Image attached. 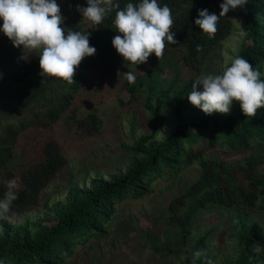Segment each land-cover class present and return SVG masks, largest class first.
<instances>
[{
    "label": "trees",
    "instance_id": "trees-1",
    "mask_svg": "<svg viewBox=\"0 0 264 264\" xmlns=\"http://www.w3.org/2000/svg\"><path fill=\"white\" fill-rule=\"evenodd\" d=\"M115 2L124 8L127 3L138 4L141 0ZM157 2L161 6L167 5L172 11L174 25L171 30L175 32L177 43L168 45L182 46L185 49L183 64L199 76L214 49L232 33L234 27L227 15L221 17L218 31L210 38L200 31L195 20L202 9L219 16L223 0ZM247 2L238 13L246 36L237 56L248 60L264 80V0ZM114 19L115 10L100 25L92 24L87 29L72 28L88 33L90 46L96 49L93 56L86 57L78 66L74 83L60 82L55 78L43 82L39 62L26 71L4 75L0 80V112H9L20 103L32 106L28 118L7 121L0 128V199L7 191L5 180L13 175L11 163L19 158L17 146L20 138L27 131H32L27 150L28 162L18 168L20 186L15 190L17 199L12 202L7 217L0 218V264H65L80 247L108 235V224L117 214L119 204L129 199H143L152 193L154 181L176 177L185 167L195 163L199 165L200 177L169 207L180 221L181 244L176 251H158L179 254L180 264H207L208 260L214 264L208 234L198 237L194 244L188 243L191 222L197 214L202 210L217 209L260 212L263 215L260 224L246 222L243 218L237 222L232 237L237 240L238 255L230 257L224 264H264V175L258 170V166L264 164V108L258 109L254 117H246L239 102L235 113L229 116L216 112L206 115L197 107H186L189 102L187 96L196 77L174 92L176 125L168 138L157 140L164 122L161 97L174 90L177 76L166 90H158L160 97L155 105L151 103L150 96L146 99L151 114V131L133 145H123L130 155L124 169L108 178H94L83 189L70 188L65 202L53 206L45 204L46 211L38 221L18 223L27 212L39 206L45 189L68 164L52 131L71 109L90 74L115 50L112 40L119 33ZM2 24L3 21L0 27ZM2 34L0 31V38ZM198 46L200 51H197ZM151 65V74L157 75L154 83L158 84L162 65L156 57L152 58ZM144 82L138 76L135 83L127 81L124 84L123 88L131 94L132 101L141 97ZM152 93L154 90L151 88ZM68 120L84 137L101 131L102 121L95 110L83 118L72 114ZM219 147L235 152L251 150V153L235 161L208 156ZM261 147L263 150L259 151ZM253 244H260L261 251L255 252ZM197 251L205 255L194 258Z\"/></svg>",
    "mask_w": 264,
    "mask_h": 264
},
{
    "label": "rangeland",
    "instance_id": "rangeland-1",
    "mask_svg": "<svg viewBox=\"0 0 264 264\" xmlns=\"http://www.w3.org/2000/svg\"><path fill=\"white\" fill-rule=\"evenodd\" d=\"M56 2L60 6L61 15L65 17L64 27L68 29L74 26L81 29L91 27L92 24L83 19L81 13L77 11L78 5L87 7L86 0H56ZM238 13L239 7L227 13V17L233 22V31L214 49L199 76L183 64L185 49L178 45L167 44L164 55L159 58L163 71L158 84L154 83L156 82L154 77L157 75L151 74V60L155 57L154 54L145 64L137 66L125 62L116 50L103 59L90 74L86 86L76 96L71 109L52 131L68 160L67 166L45 189L39 206L27 212L18 223L22 224L26 220L38 221L46 211L45 204L53 206L58 202H65L70 188L83 189L85 186L88 187L94 178H108L109 175L124 169L129 163L130 155L123 149V145L131 146L151 131V114L146 99L150 96L151 103L155 105L157 98L160 97L158 90H166L177 76L174 90L168 96L161 97L164 122L157 140L163 141L168 138L176 125L173 100L175 90L180 89L192 77L198 79L205 74L219 73L238 55L246 36L243 20ZM2 35L0 80L4 75L26 71L39 62V53H34L27 61L21 59L23 49L15 48L4 33ZM128 71L145 81L138 101H132L131 94L123 88L127 82L124 74ZM198 87L202 91V86ZM151 88L154 90L152 94H150ZM237 105L238 102L233 101L230 112L225 116L233 115ZM189 106L192 105L187 102L186 107ZM31 109L32 106L20 103L9 109V112H0V128L7 121L28 118ZM93 110L102 121L101 131L94 136L84 137L76 125L68 120V116L75 114L76 117L83 118ZM31 132V130L27 131L20 138L17 146L19 158L11 163L12 178L5 180L7 183L15 180L17 188L20 186L18 168L28 162L27 150ZM261 150L262 147L259 151ZM250 151L235 152L219 147L211 151L208 156L235 161L248 156ZM258 170L264 175V164L259 165ZM200 174L199 165L191 164L176 177H165L154 181L151 185L152 193L143 199H129L119 204L117 214L108 224V235L80 247L75 256L68 259L65 264H180L179 254L158 250L176 251L179 248L182 238L181 225L169 207L177 197L189 189ZM240 218L245 219L246 222L260 224L263 215L260 212L242 210H202L191 222V236L188 243L194 244L198 237L208 234L210 237L208 245L214 264H224L230 257L238 255L237 240L232 237V233L237 227V222L242 220Z\"/></svg>",
    "mask_w": 264,
    "mask_h": 264
},
{
    "label": "clouds",
    "instance_id": "clouds-1",
    "mask_svg": "<svg viewBox=\"0 0 264 264\" xmlns=\"http://www.w3.org/2000/svg\"><path fill=\"white\" fill-rule=\"evenodd\" d=\"M87 7L77 6L83 19L100 25L115 10L114 26L119 33L112 46L125 62L131 65L145 64L153 54L159 60L167 44H176L175 32L171 29L174 19L171 9L161 6L157 0H141L138 4L127 3L124 8L115 0H86ZM247 0H223L220 14L198 11L195 24L210 38L218 31V22L230 10L243 8ZM0 31L15 48H22L21 59L27 61L39 53L40 75L43 82L55 78L60 82L74 83L76 70L86 57L95 54L90 46L89 34L64 27L65 17L56 0H0ZM197 47V51H200ZM37 56V55H36ZM130 84L135 83L132 72L124 74ZM261 73L246 59L234 57L230 66L219 73L200 76L187 96L189 103L206 115L228 114L233 101L239 102L246 117H254L257 110L264 108V80ZM202 86V91L198 90ZM15 180L8 181L7 191L0 199V218H6L12 202L17 199ZM260 252V244H253ZM205 255L202 251L194 258ZM207 264H213L211 260Z\"/></svg>",
    "mask_w": 264,
    "mask_h": 264
}]
</instances>
